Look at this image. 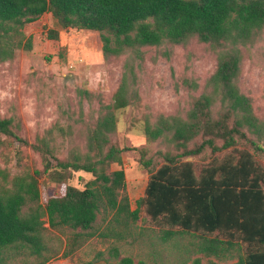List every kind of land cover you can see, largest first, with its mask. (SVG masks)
<instances>
[{"label":"trees","instance_id":"trees-1","mask_svg":"<svg viewBox=\"0 0 264 264\" xmlns=\"http://www.w3.org/2000/svg\"><path fill=\"white\" fill-rule=\"evenodd\" d=\"M47 13L63 30L99 32L107 59L131 54L133 60H142L145 47L181 45L197 38L217 51V69L208 81L212 92L194 101L186 119L160 116L154 127L145 126L149 141L163 138L179 153L162 154L163 163L151 172L135 210L126 193L125 170H111L113 164H122L121 154L131 149L110 142L116 131V112L133 105L137 97L133 65H127L112 106L105 108L106 114L90 132L85 154L74 152L60 160L46 137L32 145L43 151L45 172L53 169L49 176L58 184H65L71 172L91 174L94 179L84 190L66 186L62 196L51 197L43 205L39 172L10 178L0 168V264H14L21 257L25 263L30 259L33 264L49 263L58 252L45 241L44 219L50 229L73 230L77 243L85 235L93 236L87 232L102 209L112 215V224L128 227L139 220L144 209L152 221L169 228L168 235L173 229L196 235L202 240V253L209 257L237 259L233 264H264V168L254 153L236 148V136L247 139L243 129L257 140L264 138V119L255 115L252 99L239 85L241 48L253 44L264 29V0H0L1 63L12 60L21 46L19 30ZM59 36L58 30L48 32L50 40ZM25 48H31L30 41ZM216 103L222 111L213 116ZM0 135L28 145L13 131L12 118H0ZM199 137L202 143L190 149L189 144ZM249 143L263 151L257 141ZM205 149L232 151L223 158L213 157L198 171L187 159ZM151 163L146 161L144 166ZM215 233L229 238H209ZM242 244L249 245L245 253ZM69 254L65 250L63 256ZM120 263L134 261L126 257ZM195 264L201 261L197 259Z\"/></svg>","mask_w":264,"mask_h":264},{"label":"rangeland","instance_id":"rangeland-1","mask_svg":"<svg viewBox=\"0 0 264 264\" xmlns=\"http://www.w3.org/2000/svg\"><path fill=\"white\" fill-rule=\"evenodd\" d=\"M49 30H58V40L48 38ZM22 41L14 58L0 62V118L13 119V131L28 142L24 145L13 138L0 135V168L7 170L10 178L17 175L33 176L39 172L41 204L49 198L62 196L66 186L84 190L94 179L91 174L71 172L65 184L54 182L45 172L47 161L43 151L34 147L39 138L46 137L54 147L55 155L66 160L74 152H87L90 132L97 121L106 114V107L112 106L114 94L127 72V65H133L136 75L137 97L134 104L116 112V131L110 135V142L118 148H130L121 154L122 164H113L111 170H125L126 193L131 208L145 195L151 172L163 163L162 154H178L172 143L161 138L149 141L145 126L154 127L160 116L186 119L194 101L206 92L208 81L217 69V51L208 44L192 38L185 44H165L161 47L141 49L143 59L125 54L119 58H105L101 34L95 31L66 29L59 27L51 13L44 14L32 24L19 30ZM256 41L241 48L243 70L239 79L241 91L252 99L255 115L264 119V29ZM30 41L31 48H25ZM213 116L222 111L220 103L212 108ZM50 131L51 135L48 134ZM247 139L236 136V148L248 149L255 154L264 168V138H257L243 129ZM257 141L263 148L258 151L249 141ZM202 143L199 137L189 144L192 149ZM219 145L222 142H218ZM232 149L212 153L205 149L191 157L198 171L213 157L223 158ZM151 160L149 167L144 162ZM185 160V159H184ZM52 165L56 166V162ZM112 215L103 209L99 212L93 229L74 243L75 232L67 227L50 229L47 222L44 238L56 252L57 257L47 264H121L126 257L134 264H233L237 259L221 260L202 253L203 243L196 235L162 227L152 221L141 209L139 220L130 226L111 223ZM228 239L215 233L209 238ZM68 246V247H67ZM249 245L242 244V253ZM71 251L68 256L64 252ZM21 257L14 264L27 263Z\"/></svg>","mask_w":264,"mask_h":264}]
</instances>
